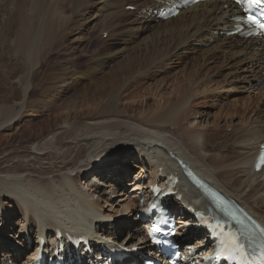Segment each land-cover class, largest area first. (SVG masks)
<instances>
[{
    "label": "bare ground",
    "instance_id": "6f19581e",
    "mask_svg": "<svg viewBox=\"0 0 264 264\" xmlns=\"http://www.w3.org/2000/svg\"><path fill=\"white\" fill-rule=\"evenodd\" d=\"M165 2L142 0L136 5L139 11L128 12L126 7L132 5L129 0H0V132L11 133L0 134V214L5 212L0 221L6 215L14 217L11 210L17 209L23 217V227L28 225L18 234L17 243L23 246L21 253H16L13 244L9 247L6 242L0 243L5 252L2 256L8 258V263L10 260L11 264L18 263L22 253L29 250L26 234L35 235L33 227L38 224L53 239L57 227L77 232L86 226L76 227L73 223L83 221L85 225L91 224L105 243L147 247L143 243L144 233L138 243H131L141 232L138 223L116 226V232L106 235L103 222L109 217L100 211L103 206L95 198V193L102 195V191L96 190L101 185L116 190L112 197H120V185L127 176H132L128 167L141 164L151 170L149 184L142 183L143 167L135 174V181L125 182L135 193L137 205L140 200L144 206L149 202L150 184L162 182L168 173L180 176L184 201L197 204L199 192L181 176L180 162H185L264 224V169L256 173L253 166L264 142V101L260 102L264 97V42L220 35L221 31L231 30L234 24L231 18L237 12L228 1L196 5L169 21L147 17L150 11L165 6ZM92 23L100 24L101 29L99 40L90 45V39L84 35ZM138 23L134 31L131 29L132 36L145 26L155 29L156 35L144 37V48L126 47L124 52L132 53L133 57L115 67L117 52L110 40L121 37L125 26ZM103 34H107L106 40ZM74 36L76 44L72 46L69 43ZM188 42H210L211 49L207 51H211L187 62L183 74L177 75L172 83L146 87L148 80L154 81L162 71H168L182 54L198 49L186 46ZM87 47L92 48L90 56L82 61ZM53 55L59 59L55 60ZM229 60L241 64L247 75L230 81L227 76L224 81L217 79L222 77L219 68L211 65L230 68ZM211 75L216 79L209 78ZM225 85H235L233 89L249 85L263 93L256 102L249 103L251 106L247 100L242 101L240 126L245 123V130L229 134L219 124L213 129L192 128L189 119L194 101L210 100ZM170 90L171 96H165ZM135 95H163L164 101L155 103L148 98L143 107H137L128 103ZM230 106H222L220 113H241L238 105ZM24 109L36 117V123L12 132L14 129L8 125L14 124ZM251 112L254 118H250ZM54 113L57 115L52 120ZM181 125V130H176ZM215 128H219L218 133L213 131ZM130 154H135V158L129 159ZM87 175L89 193L82 190ZM138 177L142 178L141 183L136 182ZM166 200L172 213L179 216V229L184 226L189 235H205L202 239L205 243L207 234L194 228L196 221L187 211L188 205L170 196ZM11 217L6 219L10 221ZM9 225L4 226L5 239L13 236ZM125 232L131 238L124 244L119 239ZM180 234L192 237L183 231ZM188 239L190 242L191 238ZM197 245L193 247L194 253L202 250L200 243ZM36 251L38 247L28 254L24 264L34 259ZM154 254L149 250L147 255ZM202 259L199 257L196 262L201 264ZM132 260L139 262L135 257Z\"/></svg>",
    "mask_w": 264,
    "mask_h": 264
},
{
    "label": "rangeland",
    "instance_id": "374dc122",
    "mask_svg": "<svg viewBox=\"0 0 264 264\" xmlns=\"http://www.w3.org/2000/svg\"><path fill=\"white\" fill-rule=\"evenodd\" d=\"M131 3H133V2H131ZM130 6H132V5H130ZM148 14H147V17L152 18V16H149ZM138 25H139V23L137 25L134 24V26H125L127 29L129 27L130 28L128 30L126 28H124L123 35L121 37H119L118 39L110 40V43L112 45L114 44L113 46H115V52H117L116 53V56H115V61L113 62V64H114L115 67L120 62L126 61L127 59L133 57L132 56V53L124 52V49L126 47L128 49H130V50H131V48L133 46L135 48V47H138V45L141 48H144L146 46V43L143 40L145 38H148V37L149 38H153L156 35L155 32H154L155 29L150 28V27L149 28H146V26H145V29H143V30H141L139 32H136L135 31V33H136L135 36H132L131 34L134 31L133 30V27L136 28V27H138ZM99 26H100V24H98V23H96V24L92 23L91 26H90L91 29L88 28L86 34L84 35V36H87L90 39L89 40L91 42L90 45L95 44V43H92V42H95V40H97V41L99 40L98 39V33H99L98 29L100 28ZM105 29H106V27H105ZM127 31H129V32H127ZM76 38H77L76 36L71 37V40H70V43L69 44H71L72 46H74L76 44ZM102 38L103 39L105 38L104 40H106L107 39V35L106 34L103 35ZM154 39L157 40L159 38L158 37H155ZM160 40H163V38H160ZM189 42L192 43V41H189ZM189 42L187 43L186 46H190V47L198 46V47H195L196 49L197 48L198 49L197 50L190 49L187 52L188 54L187 53L182 54L180 56V59L179 60L174 61V64L173 65L171 64L169 66L168 71H162L160 74L157 75V77L154 79V81L148 80L145 83V86L146 87L149 86V85L156 84V83H158L160 85L172 83L177 78V75L183 74V72H184V70H183L184 69V65H187L188 66V63H189V61H191V59L196 58L200 54H206V53H208V52L211 51V50L210 51H207V50L211 49L210 42H205V44H200V43H195V42H193V44H189ZM80 45H81V43H80ZM91 47H87L86 48L87 50L85 51L86 54L85 53L82 54V56H81V60L82 61H85V60H87L89 58L88 56H90V53H91L90 49H92ZM121 50H122V52H121ZM136 51H138V50H136ZM205 51H206V53H205ZM126 53H127V55H126ZM139 53H137V54H139ZM121 55H123L122 56L123 58L121 57ZM207 55H209V54H207ZM52 58H54L55 60L56 59H59V57L57 55L56 56L53 55ZM230 62H231L230 68L224 67L222 65L220 66V64H218V65H211L212 67L215 66L216 68H219V71L218 72L221 73V76L222 77H219L218 76V73H216L215 75L218 76L217 79H220V80L224 81L225 77L227 76V79L226 80H229V79L230 80L231 79L232 80L233 79L236 80V79H238L241 76L244 77V76L247 75V72L244 73V71H242L244 69V67L241 64H240V66H241L240 67L235 62H232V61H230ZM250 74L251 73H249V75ZM215 75H211L209 78L213 79ZM214 79H216V78H214ZM225 87H226L225 89L220 88L217 92H215L216 94L213 93L214 94L213 97L210 100H206L207 102L203 98H200V99H197V100L194 101L193 107H192V110L193 111L191 112V117L189 119V121L193 123L192 124L193 127L192 126H189V127L196 128V129H200V130H205L206 128H212L213 129L215 124H219V125L222 126V131L223 132H226V133H229V134L230 133H235V131H237V133L240 134L242 131L245 130V128H246L245 127V123L240 126V124L242 123V120H243L241 118V116L243 114L242 110L244 108L243 102H245L246 100H247L248 104L252 100L256 102L257 101L256 98L258 96H261V94H263V93L261 91H259V90H256L257 91L256 92L255 90H253L252 86H250V88H249V85H248L247 88L244 87L243 85H239V86H237V88H234V89L232 87H235V85H228V86L225 85ZM171 90L168 91L165 96H171ZM148 98L151 99V102H155V103L161 102V101L163 102L164 101L163 95H159V96L158 95L157 96L152 95L151 97H149L148 95L146 97H141L140 95H135L134 97H131L128 100V103L129 104H132V105H135L137 107H143V104H146V101L148 100ZM124 100H122L120 102V105H121V108L122 109H123V107L125 105L124 104L125 103ZM263 101H264L263 98L260 99V102L261 103ZM225 105L226 106H230L231 105L230 107H233L232 105H234V106L238 105L239 110L241 111V113L239 115H235V114L234 115H231L230 113H228L227 111H225L223 114H221L219 110H220V108L222 106H225ZM254 107L257 108V105H254ZM24 110H22L23 112L21 111V113H20L21 115L17 118V120H15L13 122L14 124L11 125V123H10L8 125V126H11L12 129H14L12 132L17 131L20 128L25 129L24 128L25 126H27V125H34V123H36V117L34 115H31V112H27L26 109H24ZM77 110L80 111L81 110V107L78 106V109ZM84 110H85V107H84ZM56 115H57V113H54L52 115L51 119L52 120H55V116ZM249 116H250V118H254V113L251 112L249 114ZM187 126H188L187 125V122L184 123V127L186 128ZM181 127H182V125L181 126H178L176 128V130L180 131L181 130ZM6 130H7V128H6ZM213 131L216 132V133H218L219 132V128H215V130H213ZM0 134L8 135V134H11V133L10 132H5V133L4 132H0ZM130 155H131V157L129 159L135 158V157H133V155L136 156L135 154H130ZM136 165H138V164H136ZM141 167H143L144 170ZM128 168L129 169H132L131 170V174H129V175H132V176H130V177L127 176V178L125 179V181H123L124 184H121L120 185V188H121V191L120 192H122V195L120 197H112V195L116 191V190H113L112 188H103L102 185H101V186H99L96 189L97 192L98 191H100V192L102 191V193H101L102 195L100 197H99V193H97V194L95 193V198L98 199L100 201V203H101V206H103V208H101L100 211L103 213V215H105L106 217H109L108 219H106L103 222V224H104V226L106 227V230H107L106 235L110 234L111 232H116L117 229L114 228L116 226H122L123 224H125V225H129V224L135 225V224L138 223L137 220L134 218L135 211H136L135 210V203H136L137 199L136 198L134 199V197L132 198V196L135 193H133L132 188L130 186H126L125 184L132 182L134 180L135 176H136L135 174L140 173L143 170V172L141 173L140 176H142L144 174L143 175L144 178L142 180L143 181L142 183H144V186H147V184H149L148 183L149 182V178H151L152 173H151V170H150L149 166H146V168H145L144 166H142V164L139 165L138 167L129 166ZM115 174L119 178H121V179L123 178L124 179V177H122L123 175H120L118 173H115ZM115 174H114V176H115ZM102 175L103 174L99 175V180H102L101 179ZM140 179H142V178L138 177L136 179L137 180L136 182L141 183L140 182ZM89 180H90V176L87 175L83 179V181H82V190L84 192H86V193H89V191H88L89 189H86V187H87L86 185L88 184ZM109 181L113 182V180H109ZM115 189H116V187H115ZM123 194H125V195L123 196ZM8 210H10V209H8ZM11 211H13L14 217L13 216L12 217L10 216L11 217V220L10 221L8 220L10 217L8 218L7 215H6V218H8V219L5 218V222L3 221L4 219L2 220V222L0 221V238H1L0 239V243L1 242H6V243L8 242L7 243L8 245H11L12 247H13V245H15L16 248H20L21 247V244H18L17 243V241L18 242L20 241V239H19L20 236L18 235L19 234V231L22 232L23 231V228H24V230H26V228H28L26 226H28V225H26V226L23 227V225L21 224L22 223L21 221L23 220V217L21 216V214H19L17 212V209H14V210L12 209ZM3 213H5V212L2 211L1 214L3 215ZM1 214H0V219H1V216H2ZM9 222L12 225H9L8 224ZM7 225H9V226H11L13 228V233H12L13 236H11L9 238L7 237L8 239H5L4 238V235H7V231H6V228H4V226H7ZM142 225H145V224H141V226L139 224H137V226H138L137 228H140L141 229V232L136 235L135 239H133L131 241V243H138L139 240L141 239L140 236L143 235V233H144L143 232L144 229H143ZM35 229H36V227L34 226L33 227V230H35ZM183 233L187 234L188 232L185 229V230H183ZM200 235H202V234L195 233V236L194 235L192 236V235H189V233H188V236H192L191 237V241H192L193 237H199ZM202 237L205 238V235H202L199 238H202ZM130 238H131V236L129 235V232H125V233H123L120 236L119 241L121 240V241H124V243H127L130 240ZM123 239H125V240H123ZM31 240H32L31 242L33 244L32 246H35V243H34L35 242V238H33ZM202 241L203 240L200 239L199 242L194 243L195 242L194 241L191 244H193L194 247H195V245L198 246L197 244L200 243L199 246H202L201 243L203 244V242H204V241L203 242ZM24 247H25V245H24ZM30 247H29V249H30ZM35 250H36V246H35ZM35 250L33 249V251H35ZM19 251L18 252L21 253L23 251V249H21ZM26 253H27V251L23 252L22 253L23 255H21L20 260L23 262V263L21 262L22 264H24V260H26L29 257V255H27ZM3 254H5V252H3L0 249V264H11V260H10V263H8L7 262L8 258L6 257L7 259H5V257L2 256ZM14 264H20V263H14Z\"/></svg>",
    "mask_w": 264,
    "mask_h": 264
},
{
    "label": "snow or ice",
    "instance_id": "6c2138e0",
    "mask_svg": "<svg viewBox=\"0 0 264 264\" xmlns=\"http://www.w3.org/2000/svg\"><path fill=\"white\" fill-rule=\"evenodd\" d=\"M236 2L238 4L242 3V0H236ZM252 3H259L260 0H251ZM253 23H256V21H253ZM259 27L264 30V22L259 24ZM260 35H264V31H261L259 33ZM260 161L262 164H264V154L261 155L260 157ZM259 167V165L257 166ZM156 231L158 232L159 229H156ZM261 239H264V234H262ZM233 250H235L237 252V255H239L241 249H240V243H239V238L237 237H230V245H229ZM234 258V257H232ZM260 264H264V254H262L261 260H260Z\"/></svg>",
    "mask_w": 264,
    "mask_h": 264
}]
</instances>
